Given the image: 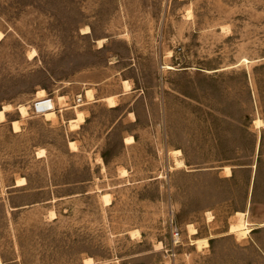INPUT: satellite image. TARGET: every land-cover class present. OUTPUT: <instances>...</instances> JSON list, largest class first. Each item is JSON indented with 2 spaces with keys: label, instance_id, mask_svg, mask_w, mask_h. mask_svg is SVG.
I'll use <instances>...</instances> for the list:
<instances>
[{
  "label": "rangeland",
  "instance_id": "obj_1",
  "mask_svg": "<svg viewBox=\"0 0 264 264\" xmlns=\"http://www.w3.org/2000/svg\"><path fill=\"white\" fill-rule=\"evenodd\" d=\"M0 32V264H264V0H0ZM40 88L67 105L20 117Z\"/></svg>",
  "mask_w": 264,
  "mask_h": 264
},
{
  "label": "bare ground",
  "instance_id": "obj_2",
  "mask_svg": "<svg viewBox=\"0 0 264 264\" xmlns=\"http://www.w3.org/2000/svg\"><path fill=\"white\" fill-rule=\"evenodd\" d=\"M82 31L88 32L89 31V26L82 27ZM2 37H3V32H0V39ZM104 39L105 38L98 39L97 40V43L99 45L102 44V42H103ZM35 54H36V50L35 49H31L30 51H28L27 56L29 58H32L33 56H35ZM165 65H166V67H169L170 66L168 64H165ZM128 83L129 82H126V80H124V83H122V85L124 84L125 85L124 87H126V86H128ZM94 91H95L94 88L86 87V88H84L82 90V94L81 95L87 101L96 100L95 99V95H94ZM35 94H36V99L37 100H35L34 102H32L31 105L28 104V103H17L14 106V108L17 109V111L19 112L20 117H25L27 114H29L28 113L29 112L28 111L29 110V107L35 108V106H36L37 109H39V110L43 109L44 110V111H42V113H40V114H42L44 116V118H46V119H52L53 118L54 119V117L56 116V111H55L56 105L55 104L58 103L60 106L66 104L64 102L66 96L64 94L59 93V92L56 94L55 99L54 98H51L50 100H47V101L44 100L45 98H43L46 95V91L44 89H42V88L38 89ZM102 99L107 102L108 107L109 106H113V105L116 104L115 103L114 95H108V96L102 97ZM81 103L82 102H80L79 105H81ZM77 106L78 105H76L74 108H76ZM10 109H12V105L10 103H6V104H4L0 108V121L5 120L6 111H8ZM131 115H132V113H131ZM84 120H85V117H84L83 112L80 111V110H78V111H76V114L74 115V117L68 119L67 123L69 125L70 130H71V129H76V128L80 127V124L82 122H84ZM255 123H256L257 126H260V125H262V120L260 118H257V119H255ZM11 124H12L13 131H17V130L20 129V120L19 119L18 120H12L11 121ZM132 141H134L133 136L128 135V136L124 137V143L125 142L126 143H130ZM68 143L70 145V150H71V148L73 150L76 148V145H75V142L74 141L69 140ZM173 151L176 152V153L180 152L179 149L173 150ZM36 153H37L36 155H38V156L44 155V149H39V150H37ZM97 161L101 163V166L103 168L104 167V162H103V160H102V158L100 156H98ZM175 164H176V166H179L180 167V165H184V162L180 158H175L174 165ZM224 168L227 171H229V167L228 166H226ZM119 171L120 172L122 171V174H125L126 173V170L125 169H122V170H119ZM25 183H26L25 178L24 177H20V178L16 179L14 186L23 185ZM102 196H103V199H104V202L105 203H109L110 202L108 193H103ZM49 214L51 216H54V212L53 211H51V213H49ZM235 214H236V220L234 222L230 223V225L228 227V232L227 233H233V234L237 235L239 238L245 237V236H247L248 233H250L251 230L254 229V227H253V225H251V224H249L247 222V219L245 217V214H246L245 212L236 211ZM187 226H188L187 229H188V231H189L190 234H194V233L197 232V229H196V227H194L193 224L190 223V224H187ZM137 233H138V231H132L130 234L136 236ZM190 243L191 244H194L196 246V248H198V249H201L203 246H208L209 245L208 237H194V238H191V242ZM159 247H160V245H159ZM83 260L87 263L88 261H90L92 259H91L90 256H88V257L84 258ZM0 263H1V260H0Z\"/></svg>",
  "mask_w": 264,
  "mask_h": 264
},
{
  "label": "built area",
  "instance_id": "obj_3",
  "mask_svg": "<svg viewBox=\"0 0 264 264\" xmlns=\"http://www.w3.org/2000/svg\"><path fill=\"white\" fill-rule=\"evenodd\" d=\"M53 96H49L48 94H46L43 98H45L44 100H50ZM73 106L75 107L77 104H79L80 102H82V95L81 94H77L76 96L73 97ZM67 103V102H66ZM56 105V111L57 110H61L60 109V105L58 103L55 104ZM63 106V105H62ZM29 110L31 111V113H42V111H44L43 109L39 110L37 109V107L35 106V108L29 107ZM169 230H170V235H171V240L172 243H182L181 241V231L176 223V221L174 220L173 214H171V218H170V222H169Z\"/></svg>",
  "mask_w": 264,
  "mask_h": 264
},
{
  "label": "crops",
  "instance_id": "obj_4",
  "mask_svg": "<svg viewBox=\"0 0 264 264\" xmlns=\"http://www.w3.org/2000/svg\"><path fill=\"white\" fill-rule=\"evenodd\" d=\"M61 110L63 109V108H60ZM55 111H56V109H55ZM56 115H57V113H56ZM5 120H6V117H5ZM5 120H3V121H5ZM14 120V119H13ZM2 121V122H3ZM11 121H12V119H10V124H11ZM66 121H68V119L66 120ZM11 126V128H12V124L10 125ZM13 129V128H12ZM18 131V130H17ZM259 139V138H258ZM225 166V165H224ZM228 166V165H227ZM256 165H254V167H255ZM22 177V176H21ZM17 179V178H16ZM16 179H15V181H16ZM254 179H255V171L253 170V174H252V180H253V183H254ZM15 181H14V183H13V185L15 184ZM20 186V185H19ZM251 188H253V187H251ZM260 227V226H259Z\"/></svg>",
  "mask_w": 264,
  "mask_h": 264
},
{
  "label": "trees",
  "instance_id": "obj_5",
  "mask_svg": "<svg viewBox=\"0 0 264 264\" xmlns=\"http://www.w3.org/2000/svg\"><path fill=\"white\" fill-rule=\"evenodd\" d=\"M226 167V166H225Z\"/></svg>",
  "mask_w": 264,
  "mask_h": 264
}]
</instances>
